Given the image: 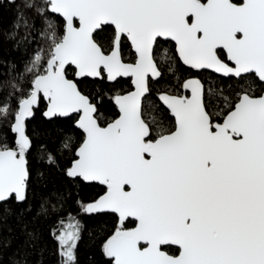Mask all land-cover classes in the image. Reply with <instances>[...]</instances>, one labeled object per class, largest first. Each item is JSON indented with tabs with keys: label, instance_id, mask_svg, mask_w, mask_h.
Here are the masks:
<instances>
[{
	"label": "snow or ice",
	"instance_id": "6c2138e0",
	"mask_svg": "<svg viewBox=\"0 0 264 264\" xmlns=\"http://www.w3.org/2000/svg\"><path fill=\"white\" fill-rule=\"evenodd\" d=\"M26 7L34 18L19 12L8 39L27 47L43 35L51 43L46 59L34 52L26 91L15 77H0L8 91L0 116L7 118L16 100L13 144H0V205L27 203L34 147L36 159L52 166L56 153L68 150L69 183L105 187L97 200L77 201L79 211L118 216L102 245L110 264H264V95L250 94L257 84L264 91V0H30ZM159 38L175 42L188 69L229 78L236 102L223 97L227 111L213 112L219 95L199 79L181 85L190 95L172 94L154 56ZM121 78H130L134 91L108 97L117 116L104 126V97ZM77 80L99 85L96 102ZM152 82L159 103L149 110L159 107L164 120L145 118ZM42 100L48 120L78 114L79 147L71 148L70 136L55 151L34 145L28 121ZM57 203L40 212L57 221L49 235L60 264H78L82 225L64 213L63 198ZM28 237L33 245L39 240Z\"/></svg>",
	"mask_w": 264,
	"mask_h": 264
},
{
	"label": "trees",
	"instance_id": "16d2710c",
	"mask_svg": "<svg viewBox=\"0 0 264 264\" xmlns=\"http://www.w3.org/2000/svg\"><path fill=\"white\" fill-rule=\"evenodd\" d=\"M202 1V0H201ZM237 2V0H233ZM30 0H16V4L10 6L6 0H0V77H15L19 84L25 89L33 78L32 73L27 71L31 67L30 60L34 52L39 53L46 59L50 39H45L43 35L36 38L35 43H30L27 47L18 46L15 41L8 39L12 31V25L19 12H23L29 18H34L26 7ZM57 23V35L63 34V28ZM42 24L37 20L36 30H40ZM23 34V29L20 30ZM111 32H106L105 36H110ZM19 39V35L17 36ZM32 37L29 36L31 41ZM155 59L159 67L165 71L170 78L172 85L168 90L175 95H183V82L199 78L205 88L212 87L214 93L219 95L217 100V110H224L223 97H228V102L235 103L237 100L236 91L229 78H223L207 71L190 70L183 65L175 52V45L170 41L158 40ZM130 59V57H126ZM68 78L75 77L71 72ZM78 87L85 95L90 96L96 102L99 85L91 80L83 82L76 81ZM254 91L250 94L259 96L264 93L259 85H254ZM133 89L130 79L121 78L119 87L107 92L103 101L105 112L104 126L117 116L116 106L108 99L114 94H125ZM159 88L152 82L151 91L144 100L145 118L155 116L158 121L164 120V115L159 107H151L158 104L157 96ZM8 96L7 89H0V101ZM12 111L7 118L0 116V144H13L14 137L9 131V124L12 114L16 108V100L13 99ZM47 110V103L42 100L34 116L28 121V134L33 138L34 145H46L48 149L55 151L56 146L66 137H71L70 146L72 149L79 147L83 142V132L76 127L78 115L68 118H55L48 120L43 113ZM222 116H214L215 122H222ZM167 125V121H164ZM37 153L34 147L30 161V184L28 189V201L25 204H17L14 200L4 205H0V264H60V257L57 254V242L49 235L50 230L56 224L55 217L45 218L40 212L41 205L51 209L52 205L57 208L58 197L66 201L64 213H71L79 219L82 225L81 239L77 249L78 264H110L107 257L103 255V243L114 234L118 227V217L112 213L99 214L94 216L85 215L79 211L77 201L85 204L97 200L105 192V187L99 184L79 183L71 185L64 176V169L72 159L68 150L62 154L56 153L57 164L48 165L36 159ZM57 195H53V193ZM128 228L134 227L133 223H126ZM28 233L39 236L38 242L33 245L28 237Z\"/></svg>",
	"mask_w": 264,
	"mask_h": 264
},
{
	"label": "water",
	"instance_id": "95a60500",
	"mask_svg": "<svg viewBox=\"0 0 264 264\" xmlns=\"http://www.w3.org/2000/svg\"><path fill=\"white\" fill-rule=\"evenodd\" d=\"M238 1H241V3L243 2V0H238ZM206 2V1H205ZM234 2V1H233ZM236 3V2H235ZM74 26L75 27H78L79 26V21L78 20H76V21H74ZM239 35V34H238ZM158 40H162V41H170V40H164L163 38H159ZM172 43H174V45H175V42L174 41H171ZM178 55V54H177ZM178 58H179V56H178ZM180 59V58H179ZM181 61V60H180ZM181 63H182V61H181ZM183 64V63H182ZM200 71H208V72H211V70H200ZM211 73H213V72H211ZM213 74H215V73H213ZM215 75H218V74H215ZM219 76V75H218ZM221 77V76H220ZM223 78H225V77H223ZM70 79V78H69ZM128 79H130V78H128ZM192 79H199V78H192ZM192 79H189V80H192ZM200 80V79H199ZM78 81V80H77ZM201 81V80H200ZM132 87H133V85H132ZM131 91H134V87H133V89L131 90ZM130 91V92H131ZM185 92L188 94V95H190V92H188V91H186L185 90ZM125 94H127V93H125ZM121 95H123V94H121ZM262 95H264V93L262 94ZM147 96H148V94H147ZM46 103H47V101L46 100H44ZM73 115H78V114H72V116ZM78 118H79V116H78ZM82 131V130H81ZM127 187V186H126ZM102 196V195H101ZM116 215V214H115ZM117 216V215H116ZM118 217V216H117ZM142 247L144 246V245H141ZM172 247H175V246H172ZM176 248V247H175Z\"/></svg>",
	"mask_w": 264,
	"mask_h": 264
},
{
	"label": "flooded vegetation",
	"instance_id": "af4514ba",
	"mask_svg": "<svg viewBox=\"0 0 264 264\" xmlns=\"http://www.w3.org/2000/svg\"><path fill=\"white\" fill-rule=\"evenodd\" d=\"M206 0H202L201 2H205ZM236 3H241V1H238ZM171 42V41H170ZM174 44V43H173ZM202 72V71H201ZM208 72V71H207ZM202 82V81H201ZM183 95H188L185 90H184V94ZM262 95V94H261ZM127 223V222H126ZM118 224H119V221H118ZM131 229V228H129ZM170 254H173V255H178V250L175 248V247H172L170 248Z\"/></svg>",
	"mask_w": 264,
	"mask_h": 264
}]
</instances>
